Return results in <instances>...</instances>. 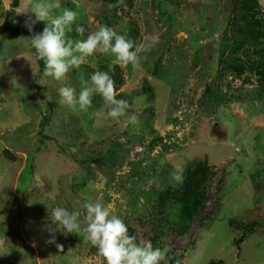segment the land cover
Segmentation results:
<instances>
[{
    "label": "rangeland",
    "instance_id": "374dc122",
    "mask_svg": "<svg viewBox=\"0 0 264 264\" xmlns=\"http://www.w3.org/2000/svg\"><path fill=\"white\" fill-rule=\"evenodd\" d=\"M240 1L60 0L86 27L73 38L108 25L134 41L139 67L110 72L132 125L107 117L99 94L87 111L59 104L61 87L78 93L111 55L40 85L30 35L2 29L34 17V0H0V264H105L83 234L51 222L55 207L83 220L89 199L111 204L138 243L168 248L167 261L172 252L177 264H264V84L248 68L255 46L238 31ZM177 166L181 184L170 178ZM195 191L202 204L181 234L163 213Z\"/></svg>",
    "mask_w": 264,
    "mask_h": 264
},
{
    "label": "clouds",
    "instance_id": "9594fccd",
    "mask_svg": "<svg viewBox=\"0 0 264 264\" xmlns=\"http://www.w3.org/2000/svg\"><path fill=\"white\" fill-rule=\"evenodd\" d=\"M60 10V14H55ZM30 13L24 21V26L31 33L28 44L34 58L44 61V70L40 85L47 86L51 81H62L74 68H79L88 57L96 53L111 55L114 59L109 64V71H95L84 81L79 92L76 88L66 85L59 89V104L66 105L73 110L87 111L93 102L94 95H101L108 106L106 115L113 120L127 116L132 125L139 123L136 115L128 114V102L116 99L114 80L110 72L115 65L134 68L139 67L140 57L134 51V41L120 34L108 25L100 26L83 39H75L71 33L75 31L77 37H83L86 27L77 23V11L64 7L60 0H34ZM45 22L41 32L34 31L35 25ZM151 44L145 46L144 51H150ZM184 169L175 167L170 178L176 184L183 183ZM85 215L81 219L79 209L68 210L65 207H55L51 211V222L58 225L65 236L78 234L84 242L90 243L98 250L105 264H168V248L154 247L151 241L138 243L135 236L129 234L128 226L122 218L113 213L111 204L105 205L91 199L83 203ZM51 234L52 229H49ZM50 243H55L53 237ZM61 247V245H57Z\"/></svg>",
    "mask_w": 264,
    "mask_h": 264
},
{
    "label": "trees",
    "instance_id": "16d2710c",
    "mask_svg": "<svg viewBox=\"0 0 264 264\" xmlns=\"http://www.w3.org/2000/svg\"><path fill=\"white\" fill-rule=\"evenodd\" d=\"M20 3L21 0H13L12 4L13 7L17 8ZM237 16L241 20L238 31L243 36L242 41L246 44L255 46L253 50L255 58H250L248 68L255 71L259 75V82L264 84V12L258 8L257 0H241L239 2ZM2 29L5 32L10 33L13 38H19L22 34H29L31 36V33L25 26H16L8 20L4 22ZM34 31H36V29H34ZM230 38L233 40L232 37ZM238 43L242 44V42H237L236 40V42H233V47L235 44L237 47ZM236 60L239 61V58H236ZM238 61L236 62L239 66ZM38 64L40 67V74H42L45 66L44 61L39 60ZM106 70L109 71L108 66L106 67ZM113 71L116 72V75L118 74V65H115ZM157 140L158 139L156 138L153 142H156ZM193 193L194 194H190L185 197L178 207L172 208L171 213H167L166 211L163 213L167 221L179 223L181 234L189 229V226L194 218V214H196L198 207L202 204V198L199 196V193L197 191ZM173 225L176 227L174 223ZM171 230H173V228H171ZM173 256L174 254L171 252L170 259L168 261L169 264L178 263V259Z\"/></svg>",
    "mask_w": 264,
    "mask_h": 264
}]
</instances>
